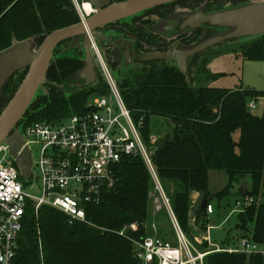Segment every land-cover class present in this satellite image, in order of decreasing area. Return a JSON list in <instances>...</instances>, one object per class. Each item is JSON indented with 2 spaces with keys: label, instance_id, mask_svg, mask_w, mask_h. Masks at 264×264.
Returning a JSON list of instances; mask_svg holds the SVG:
<instances>
[{
  "label": "trees",
  "instance_id": "obj_1",
  "mask_svg": "<svg viewBox=\"0 0 264 264\" xmlns=\"http://www.w3.org/2000/svg\"><path fill=\"white\" fill-rule=\"evenodd\" d=\"M122 1L126 0H115ZM243 2L185 0L133 17L132 25H129V20H124L105 28L114 27L119 32L124 30L120 39L126 38L129 33L136 34L138 45H141V41L149 42L153 37L138 33L140 29L141 33L146 30L144 24H152V20H148L143 24L140 22L143 27L140 28V24L136 26L145 15L167 20L174 16L178 8L192 12L203 8L205 13H214ZM80 22L73 0H0V52L10 48L14 41L32 38L39 47L54 31ZM219 32L200 28L193 33H179L175 40L179 39L183 48H191ZM79 38L64 41L55 49L43 84L46 92L38 93L26 111L19 124L23 130L36 122L66 120L88 110L92 97L107 95L108 90L100 73L96 84L86 87L76 85L75 77L84 68L85 56L83 49L77 45ZM162 39L159 35V43ZM225 52L239 53L245 60L264 61V35L251 42L233 39L201 51L192 57L188 75L166 60L140 61V67L126 70L120 64L122 59L112 62L108 51L106 59L111 70L117 73L116 79L133 119L143 122L142 132L147 144L152 136V117L166 118L174 125L171 133L158 138L153 161L163 188H168V184L174 185L171 204L182 231L203 252L210 249L209 244L198 245L191 234L189 214L194 193H204L211 198L208 206L214 208L212 215H215L216 209L223 216L221 211L225 206L230 207L220 224L231 217L228 214L232 210L229 198L234 199L235 207L246 196L256 198L262 195L261 203H254L243 213H238L235 229L240 235L236 244L247 240L264 248V114L255 116L248 107L256 99H264V92L247 88L194 87L191 83L200 74L215 78L216 75L209 72V62ZM27 71L28 68L15 73L0 92V115ZM236 131H240L237 141L233 137ZM211 171L224 172L228 178V184L216 193L209 189ZM115 174V187L105 190L102 202L86 207V223L71 224L65 214L46 206L37 215L30 205L18 239L14 264H143L137 256V244L153 234L148 224L152 219L159 225V237L171 242L167 227L163 225L166 221L172 227L167 211L159 212L155 218L152 216L149 194L154 186L143 160L139 157L124 158L116 165ZM248 179L249 183L246 182ZM244 182L247 183L246 189L242 186ZM236 184L237 190L233 191ZM210 216L206 208L195 217V225L204 233L210 227ZM132 224H138L136 231L128 230L126 235H119ZM172 231L175 242L171 243L176 246L173 227ZM204 262L264 264V255L224 251L209 254Z\"/></svg>",
  "mask_w": 264,
  "mask_h": 264
},
{
  "label": "built area",
  "instance_id": "obj_2",
  "mask_svg": "<svg viewBox=\"0 0 264 264\" xmlns=\"http://www.w3.org/2000/svg\"><path fill=\"white\" fill-rule=\"evenodd\" d=\"M82 19L83 13L78 0H73ZM82 3H85L84 1ZM86 18V17H85ZM93 52L98 57L107 95L90 100L88 110L71 116L61 122H36L24 129V148L31 146L34 173L25 180L7 144L0 145V264H14L18 239L23 221L30 205L38 215L42 207H51L65 214L69 222H87L86 207L99 205L105 190L116 184V165L124 158L139 157L143 160L153 190L149 197L154 205L155 215L166 210L174 227L176 246L164 241L158 235V228L151 225L153 234L137 244L138 258L143 264H205L211 253L262 254L264 248L242 240L240 247L221 249L212 243L211 227L203 242L212 250L199 251L196 245L182 231L174 214L153 161L158 139L151 137L147 144L143 137V122H136L127 108L118 81L108 67L97 45ZM252 101L248 107L255 108ZM254 203L252 196H246L236 204V213ZM208 215L214 208L207 207ZM138 224H132L120 231H136ZM197 239V243L201 242Z\"/></svg>",
  "mask_w": 264,
  "mask_h": 264
},
{
  "label": "water",
  "instance_id": "obj_3",
  "mask_svg": "<svg viewBox=\"0 0 264 264\" xmlns=\"http://www.w3.org/2000/svg\"><path fill=\"white\" fill-rule=\"evenodd\" d=\"M180 1L185 0H126L122 2L88 0L86 3L91 4L95 12L89 15L85 21L82 20L79 24L54 31L45 38L38 48L36 45L34 47L32 39H29L22 42L14 41L10 48L0 52V92L15 73L28 68L24 80L0 116V145L7 144L9 146L10 155L14 158L25 180H29L34 173L33 156L31 146L24 148L26 142L24 130L18 132L17 127L39 93L41 86L46 82L55 49L64 41L80 37L77 45L84 51V68L76 75L75 80L79 82L84 80L81 87L92 86L97 82V71L94 72L93 77L88 79L83 78L82 75L88 74L89 71L92 72L93 46L97 45L98 40L108 38L107 35L99 33L101 29L129 20L154 8ZM243 1V3L229 5L214 13H205L203 8L194 12L189 11L192 13L187 14L189 17L186 27H189L191 31L179 32L193 33L204 28L205 30L225 29L226 34L223 33L183 50L178 49L177 45L171 51L161 52L145 59L169 61L176 64L183 73L188 75L192 57L201 51L233 39L243 40L246 37L264 35V0ZM104 56L106 57L105 54ZM242 186L246 189L247 183L244 182ZM210 200L211 198L209 199L206 194H198L190 209V222L194 221L198 212H202L208 207Z\"/></svg>",
  "mask_w": 264,
  "mask_h": 264
},
{
  "label": "rangeland",
  "instance_id": "obj_4",
  "mask_svg": "<svg viewBox=\"0 0 264 264\" xmlns=\"http://www.w3.org/2000/svg\"><path fill=\"white\" fill-rule=\"evenodd\" d=\"M15 1H17V0H15ZM83 1L84 0H79V3H80L79 5H82V8L84 7L85 4H87L86 2L83 4L82 3ZM77 12L79 14L78 9H77ZM84 12H85V10H84ZM190 13H192V12H189L187 9L178 8L177 13L173 17H171L167 20H162L163 21L162 23H161V21H159L162 24V28L161 29L159 28V34L163 35L164 39L167 38V41H170L168 39L174 38V36L176 34H178L179 32L191 31L189 27H186L187 26L186 23H187L188 17H189L187 14H190ZM79 16H80V14H79ZM85 17L88 18V16H85ZM85 17L83 19H86ZM80 18L82 21L83 19L81 16H80ZM144 18H146V17H144ZM140 20H143V17ZM144 20H146V19H144ZM129 21H132V19H129ZM225 32H226L225 29L220 30V32L216 36H219L223 33L226 34ZM115 34L116 33L112 32V35H115ZM257 38H258V36L246 37V38H243V41L244 42H251ZM31 41H32V44L34 47H35V45L37 46V44L33 38ZM179 44L177 42L174 44V46L177 47V45H178V49H181V50L185 49V48H183V46L181 44H180L181 46ZM174 46H171L172 49H174ZM100 52L102 53V56L104 57L107 65H108V62H107L105 56L103 55V52L101 50H100ZM92 58H93L92 72L89 71L88 74L82 75L83 78L88 79L91 76L93 77L95 71H97V73H100L102 76V73H101L102 71H101L100 65L98 63V57L96 56V54L93 51H92ZM108 67H109V65H108ZM208 69H209L210 74L216 75V77L215 78H208L207 76H203L206 74H200V77L194 78L191 81L192 86H194V87L231 89V90L247 88V89L254 90V91L264 92V61L245 60L242 57V55L239 53L236 54L233 52H225V53H222L218 56H215L209 62ZM112 73L114 74L115 77L117 76L116 72L112 71ZM80 80H82V79H80ZM82 82H84V80H82ZM82 82H79L78 80H76V85L81 87ZM45 92H46V88L42 85L40 90H39V93L43 94ZM97 97L98 96H94L91 98V100H93ZM254 102H255L256 106H255V108L250 109L251 113L255 116H262L264 114V99H256ZM173 128H174V125L166 118L155 117V116L151 118L150 132H151V135L153 137H156L157 139L164 137L168 133H171L173 131ZM239 136H240V131H236L233 134V137L236 141L239 139ZM246 182L249 183V179L246 180ZM227 184H228V178L224 172H219V171H211L210 172L209 189L212 193H216V192L222 190ZM168 185H169L168 188H166L164 186V190H165L167 197L171 201L175 190H174L173 184H168ZM236 187H237V184L235 185V188ZM236 190H237V188L233 189V191H236ZM192 197H193V195H192ZM228 200H229V202L231 201V204H232V210L228 213L229 216H231V217H229L228 220H226L224 223L220 224L221 219H223V217L225 216V213L229 210V208H230L229 206L228 207L225 206L224 210L221 211L223 216H220V214L216 212V209H215V215L210 216L209 226L212 229L210 231L211 240H212V243L219 245L221 249L229 248V247H235L236 242L240 239V235L237 234V231L235 229L236 216L238 215V213L235 212V209L237 207L236 206L234 207V203H233L234 199L229 198ZM262 201H263L262 195L256 196V198H254V203L256 205H258ZM171 203H172V201H171ZM151 210H152V216H153V218H155L156 215H155V209H154L153 204H152ZM195 219L193 222H191V224H192V233L191 234L193 236H195V242H196L197 239L201 241L205 233H204V230L201 231L200 227L195 225ZM152 220L148 224L149 225L155 224L158 228V235H159V227H158L159 225L155 221V219H152ZM163 225L165 228L167 227V230L170 234L169 240L172 243H174L175 242L173 239L174 232L172 231L173 225H172V227H170L171 226L170 223H168L166 221H164ZM173 230H174V227H173ZM227 241H229V242L227 243ZM203 243L204 242L201 241L198 243V245H202ZM196 248H197V246H196ZM197 249L199 251H201L199 248H197ZM210 250H212L211 247H210L209 251Z\"/></svg>",
  "mask_w": 264,
  "mask_h": 264
},
{
  "label": "flooded vegetation",
  "instance_id": "obj_5",
  "mask_svg": "<svg viewBox=\"0 0 264 264\" xmlns=\"http://www.w3.org/2000/svg\"><path fill=\"white\" fill-rule=\"evenodd\" d=\"M176 13H177V11L175 12V14ZM145 17L146 18L143 17V20H140L142 18L141 17L139 19V21L136 23V24H138L136 26L139 27L140 22L142 23L143 21H148V20H150V21L152 20L151 21L152 24L151 25L150 24H148V25L144 24V27L146 26V30L145 31L142 30V33H141V29H140L138 31V33L147 34V36L149 34H151L153 37L150 38L149 42H142L141 41L140 42L141 45H138V39L139 38L135 36L136 34L133 35V34L129 33L126 38L120 39V37H123V35H124V33L122 32L124 30L121 31L122 33L119 32L118 28H117L118 29L117 31L111 30V28H114V27H111L110 29L105 28L103 30H100V32H99L100 34L108 36L107 39L98 40V43H97V46L103 52V55L104 54L106 55V57H105L106 59L108 57L107 56V51H108L112 55V56H110L112 62H118L120 59H122V60H120L121 61L120 64H122L124 69L127 70V69H132V68H138L141 66L140 61L141 62L153 61V60L145 59L146 57L153 56V55L159 54L161 52L171 51L172 50L171 46H174L175 43L180 41L179 39H178V41L175 40V37H176V35H175L174 38L168 39L170 41H167V38L162 39L161 40L162 42H160L162 45H160V43H159V35H160L159 34V28L160 29L162 28L161 23L163 21L159 20L158 16L147 17L145 15ZM144 19H146V20H144ZM159 21H161V23ZM132 23H133V20L129 21V25H132ZM142 24H140V28L143 27ZM137 30H138V28H137ZM112 32H114L116 34L112 35ZM116 36H118V37H116ZM161 36L164 38L163 35H161ZM180 44H181V42H180ZM128 55H129V58L127 59ZM117 56H119V57H117ZM154 60L159 61L161 59H154ZM22 129L23 128L21 125H19L17 127L18 132H22Z\"/></svg>",
  "mask_w": 264,
  "mask_h": 264
},
{
  "label": "bare ground",
  "instance_id": "obj_6",
  "mask_svg": "<svg viewBox=\"0 0 264 264\" xmlns=\"http://www.w3.org/2000/svg\"><path fill=\"white\" fill-rule=\"evenodd\" d=\"M80 7H81V10L83 11V13H86L87 15H89V14L94 12L91 4H88V3L85 4L84 7H83L84 9L82 8V5H80ZM84 10H85V12H84ZM85 20L86 19H83V21H85Z\"/></svg>",
  "mask_w": 264,
  "mask_h": 264
},
{
  "label": "crops",
  "instance_id": "obj_7",
  "mask_svg": "<svg viewBox=\"0 0 264 264\" xmlns=\"http://www.w3.org/2000/svg\"><path fill=\"white\" fill-rule=\"evenodd\" d=\"M197 196H198V193H194V194H193V197H192V198H193L194 201H195V199L197 198ZM220 226H221V225H220ZM205 235H207V233H205L204 236H205ZM210 238H211V234H210ZM238 247H240V244H236L235 247H229V248H238Z\"/></svg>",
  "mask_w": 264,
  "mask_h": 264
}]
</instances>
